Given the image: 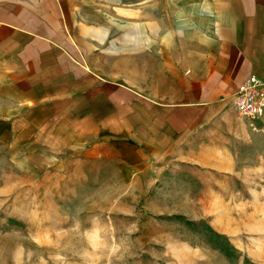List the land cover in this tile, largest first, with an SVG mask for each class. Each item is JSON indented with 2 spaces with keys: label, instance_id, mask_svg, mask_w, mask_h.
<instances>
[{
  "label": "crops",
  "instance_id": "0c3cea01",
  "mask_svg": "<svg viewBox=\"0 0 264 264\" xmlns=\"http://www.w3.org/2000/svg\"><path fill=\"white\" fill-rule=\"evenodd\" d=\"M250 76L264 0H0V141L29 157L262 173L264 121L251 134L232 106Z\"/></svg>",
  "mask_w": 264,
  "mask_h": 264
},
{
  "label": "rangeland",
  "instance_id": "374dc122",
  "mask_svg": "<svg viewBox=\"0 0 264 264\" xmlns=\"http://www.w3.org/2000/svg\"><path fill=\"white\" fill-rule=\"evenodd\" d=\"M17 145L0 141V264H264V171L249 160L241 174L169 164L133 177L87 148Z\"/></svg>",
  "mask_w": 264,
  "mask_h": 264
},
{
  "label": "built area",
  "instance_id": "2783aa9c",
  "mask_svg": "<svg viewBox=\"0 0 264 264\" xmlns=\"http://www.w3.org/2000/svg\"><path fill=\"white\" fill-rule=\"evenodd\" d=\"M232 104L239 116L256 128L259 121H264V82L250 76L238 87Z\"/></svg>",
  "mask_w": 264,
  "mask_h": 264
}]
</instances>
